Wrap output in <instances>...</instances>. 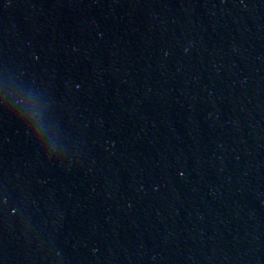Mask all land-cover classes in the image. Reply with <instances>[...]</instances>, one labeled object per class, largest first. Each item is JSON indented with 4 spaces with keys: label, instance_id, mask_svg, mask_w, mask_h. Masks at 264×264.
<instances>
[{
    "label": "water",
    "instance_id": "water-1",
    "mask_svg": "<svg viewBox=\"0 0 264 264\" xmlns=\"http://www.w3.org/2000/svg\"><path fill=\"white\" fill-rule=\"evenodd\" d=\"M264 165V0H215Z\"/></svg>",
    "mask_w": 264,
    "mask_h": 264
}]
</instances>
